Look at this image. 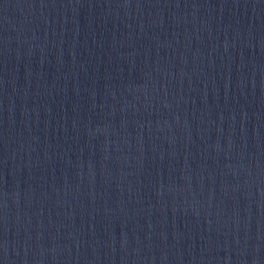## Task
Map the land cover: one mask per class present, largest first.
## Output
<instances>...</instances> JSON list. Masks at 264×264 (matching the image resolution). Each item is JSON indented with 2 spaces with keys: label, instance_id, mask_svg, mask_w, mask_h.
<instances>
[{
  "label": "water",
  "instance_id": "water-1",
  "mask_svg": "<svg viewBox=\"0 0 264 264\" xmlns=\"http://www.w3.org/2000/svg\"><path fill=\"white\" fill-rule=\"evenodd\" d=\"M0 264H264V0H0Z\"/></svg>",
  "mask_w": 264,
  "mask_h": 264
}]
</instances>
